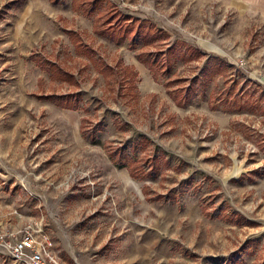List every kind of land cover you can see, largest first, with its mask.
Masks as SVG:
<instances>
[{
    "label": "rangeland",
    "instance_id": "obj_1",
    "mask_svg": "<svg viewBox=\"0 0 264 264\" xmlns=\"http://www.w3.org/2000/svg\"><path fill=\"white\" fill-rule=\"evenodd\" d=\"M80 1L0 0V232L36 223L59 264H264L260 19L228 0ZM112 11L146 21L140 44L96 33ZM67 93L76 109L37 98ZM0 264L22 263L0 245Z\"/></svg>",
    "mask_w": 264,
    "mask_h": 264
},
{
    "label": "trees",
    "instance_id": "obj_2",
    "mask_svg": "<svg viewBox=\"0 0 264 264\" xmlns=\"http://www.w3.org/2000/svg\"><path fill=\"white\" fill-rule=\"evenodd\" d=\"M99 0H85L80 1L79 5L82 6L86 11L88 12L91 10L93 4ZM128 16L127 15H118L116 14V11H112L110 14L107 15L106 18H104L103 21H100V28H97L98 30L96 33L100 36H104L108 39H116L118 41H123L128 36V44H132L133 46L141 43V35L140 30L144 26V23L146 21H140L136 18L133 19L131 25L128 23ZM144 22V23H143ZM136 23V24H135ZM132 30V32H130ZM120 32L119 36H115V33ZM68 35H72L76 41L74 42V47L76 50H80L81 52H87V50H91L89 47L84 45L83 43H80L77 38V33L73 30H68ZM149 39H152L151 32L148 34ZM34 55V59L37 62V64L41 67L46 69L51 76H53L56 79L68 78L71 75L66 72L62 67H60L58 64H56L54 61L42 59L39 56H37V53L32 52ZM91 55V54H90ZM156 55V54H155ZM154 55V56H155ZM141 54H138V61L142 62L145 66H147L149 69H156L152 66L155 64L156 57H153L152 59H147L146 57L141 58ZM98 62H101L98 60ZM105 68V67H104ZM106 68L109 69V66L106 65ZM125 68V67H121ZM151 69V70H152ZM150 70V71H151ZM153 71V70H152ZM134 73V72H133ZM187 93V92H186ZM78 93H67L63 95H53V94H44V95H37V98L45 99L50 102H52L55 106L59 108H65V109H76L77 108V102H78ZM117 148V147H115ZM115 150H119V154L122 155L123 147H118ZM119 155V156H120ZM118 166H123V164L119 163Z\"/></svg>",
    "mask_w": 264,
    "mask_h": 264
},
{
    "label": "built area",
    "instance_id": "obj_3",
    "mask_svg": "<svg viewBox=\"0 0 264 264\" xmlns=\"http://www.w3.org/2000/svg\"><path fill=\"white\" fill-rule=\"evenodd\" d=\"M0 245L13 260L22 264H59L49 251L48 236L36 223H26L14 231L0 232Z\"/></svg>",
    "mask_w": 264,
    "mask_h": 264
},
{
    "label": "crops",
    "instance_id": "obj_4",
    "mask_svg": "<svg viewBox=\"0 0 264 264\" xmlns=\"http://www.w3.org/2000/svg\"><path fill=\"white\" fill-rule=\"evenodd\" d=\"M232 8L248 13L262 22V38L264 39V0H228ZM264 85V74L259 80Z\"/></svg>",
    "mask_w": 264,
    "mask_h": 264
}]
</instances>
